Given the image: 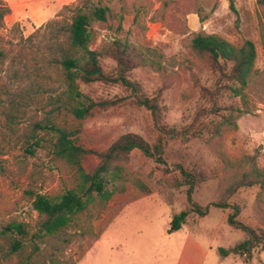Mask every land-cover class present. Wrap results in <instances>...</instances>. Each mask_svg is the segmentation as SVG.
I'll list each match as a JSON object with an SVG mask.
<instances>
[{
	"label": "trees",
	"instance_id": "1",
	"mask_svg": "<svg viewBox=\"0 0 264 264\" xmlns=\"http://www.w3.org/2000/svg\"><path fill=\"white\" fill-rule=\"evenodd\" d=\"M166 7L164 1L160 9ZM229 8L235 13L232 2ZM10 13L5 0H0V175L6 174L4 165L13 151L19 150L21 157L27 159L34 158L42 150L54 167L65 169L70 177V187L52 194L25 189L23 194L36 214L34 230L25 222L8 218L0 226V252L4 249L6 256L16 255L22 262L30 263L39 251L34 241L55 244L67 242L65 236L96 238L98 234L91 226L93 214L101 213L114 194L123 193L129 183L148 193L142 183L131 177L128 168L132 151L137 150L142 156L162 163L170 141L185 143L204 133L208 135L206 145L221 161L222 175L210 174L199 165L178 166L187 186L189 209L172 219L170 232L179 230L190 214L199 218L207 215L208 207L194 203L192 193L213 177L217 179V187L211 205L221 210L230 208L229 201L238 191L258 187L262 193L258 194L253 212L264 226V168L258 166L257 155L230 158L221 149L224 135L237 128L235 121L244 111L229 106L225 109L228 114L221 115L217 105L218 98L229 92L246 106V90L257 57L253 42L245 40L234 45L219 35L204 32L192 36L191 53L216 79L209 87H204L196 76H192L194 87L209 108L201 107L189 125L177 129L163 122L162 89L148 97L141 94L140 85L129 77L136 68L153 71L161 77L167 74L168 65L159 49L129 39L144 35L147 18L150 16L149 20L154 22L157 10L151 14V7L137 1L128 6L124 0H76L64 5L55 20L27 37H23L18 24L9 29L6 27L5 18ZM196 13L202 22L205 17L201 16V7ZM126 16L132 17L127 29ZM96 24L105 25L113 37L94 49ZM40 36H47L46 54L49 56L39 54ZM104 58L113 61L111 72H106L101 65ZM4 77L9 86H5ZM94 83L115 84L130 92L133 104L150 113L155 132L153 143L134 133L122 134L103 151L87 150L76 143L83 121L123 101L117 98L95 100L81 92V84ZM13 86L17 92L13 91ZM209 115L218 116L220 120L204 123L202 119ZM89 155L97 164L86 171L83 162ZM232 210L227 224L242 232L244 238L232 248L220 249V255L250 257L253 250L263 251L264 228L245 225L237 219L239 207L234 205ZM28 247L30 251L26 253ZM89 248V243L80 246L77 260Z\"/></svg>",
	"mask_w": 264,
	"mask_h": 264
},
{
	"label": "rangeland",
	"instance_id": "2",
	"mask_svg": "<svg viewBox=\"0 0 264 264\" xmlns=\"http://www.w3.org/2000/svg\"><path fill=\"white\" fill-rule=\"evenodd\" d=\"M76 0H5L11 9L5 18L9 29L18 24L23 37L32 34L39 27L46 26L56 19V14L64 5ZM137 1L151 7L158 13L154 22L147 18V30L142 37L130 36L132 42H141L159 49L167 62V74L161 77L153 71L136 68L129 77L137 82L141 94L153 97L162 89L160 105L163 122L169 127L180 129L189 125L201 107L209 108L200 98L194 87L192 76L200 84L209 87L216 79L193 56L189 49L192 36L198 32L216 34L234 45L243 41L253 42L257 57L254 73L246 90L247 103L242 105L238 98L229 92L217 100L221 115H227V107H238L244 111L236 119L237 128L227 132L221 149L230 158L244 154L257 155V164L264 168V0H124L130 6ZM167 3L161 10L163 2ZM233 3L235 13L229 8ZM150 3V4H149ZM59 10L42 19L39 26L32 28L27 17L30 7L36 13L44 12L52 6ZM201 7L200 22L196 13ZM150 14V15H151ZM66 18V15L63 16ZM131 16L125 18V28L131 25ZM96 40L93 48L113 37L105 25H95ZM40 55L46 54L47 36H40ZM45 49V50H44ZM106 72L114 69L110 59L101 60ZM5 86L8 85L4 77ZM17 92L16 87H12ZM83 94L95 100L123 99L106 111H99L82 122L81 133L76 143L87 150L103 151L119 136L134 133L153 143L155 132L150 113L136 107L130 92L119 85L94 83L80 85ZM219 114V115H220ZM219 117H204V123H217ZM208 135L192 138L182 143L170 141L160 163L147 158L134 150L130 154L129 171L133 181L138 180L148 189V193L129 183L126 190L113 195L101 213L93 214L91 226L96 238L91 236H65L67 242L34 241L39 247L30 263L22 262L16 255L6 256L0 252V264H264V250H253L250 257L240 254L222 256L220 249H229L241 242L244 235L231 229L227 217L232 207L238 206L237 219L252 228H264L254 216L253 206L258 187L242 189L229 201L230 208L221 210L213 207L214 192L217 187L215 177L207 180L193 190L192 201L201 207H208L205 217L190 214L177 231L170 232L172 219L189 209L186 202L187 186L184 185L178 166L191 168L199 165L215 176L222 175V164L213 150L205 143ZM97 161L92 155L86 157L83 168L86 171L95 167ZM6 174L0 175V226L8 218L27 223L33 230L36 214L23 191L27 188L40 190L45 194L63 192L70 187V177L61 166L54 167L44 151H38L34 158L24 159L19 150L8 156L4 165ZM264 217V214H263ZM34 233V232H33ZM90 244L85 255L78 258V248ZM28 244V243H27ZM30 251L28 247L26 253Z\"/></svg>",
	"mask_w": 264,
	"mask_h": 264
},
{
	"label": "crops",
	"instance_id": "3",
	"mask_svg": "<svg viewBox=\"0 0 264 264\" xmlns=\"http://www.w3.org/2000/svg\"><path fill=\"white\" fill-rule=\"evenodd\" d=\"M58 10H59V8H58V7H55V6L53 5L51 8H49L48 10H46V11H44V12L36 13V12H35V11H36L35 7L33 8V7H30V6H29V9H28V12H27V15H26V16L30 18L31 22L28 23V25H29L31 28H32L33 26L37 27V26H39V24H40L39 22H40L42 19L51 16L52 13H55V12H57Z\"/></svg>",
	"mask_w": 264,
	"mask_h": 264
}]
</instances>
